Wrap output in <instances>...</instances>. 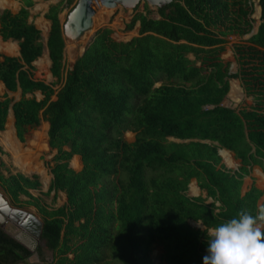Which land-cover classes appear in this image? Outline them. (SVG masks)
I'll return each instance as SVG.
<instances>
[{
    "label": "trees",
    "instance_id": "obj_1",
    "mask_svg": "<svg viewBox=\"0 0 264 264\" xmlns=\"http://www.w3.org/2000/svg\"><path fill=\"white\" fill-rule=\"evenodd\" d=\"M17 1L15 13L0 10V39L18 47V57L0 55V82L8 92L20 90L17 101L0 100V132L9 106L20 142L40 118L48 124L47 146L56 154L47 193L63 192L66 201L48 212L28 193L39 188L34 176L0 173V188L15 204L26 197L24 204L41 215V240L52 253L47 264H152L153 244L165 264H202L207 228L243 210L257 212L260 192L251 188L240 197L239 188L247 167L264 172V0H256L255 34L232 48L234 74L220 55L226 37L250 32V0H171L156 9L158 20L144 7L146 15L135 14L125 26L137 22V37L115 42L108 28L98 29L67 70L58 15L76 0H58L43 15L56 90L32 78L40 32L28 21L33 0ZM236 78L253 97L251 107L221 106ZM159 81L167 83L154 87ZM124 132L135 133L132 143L123 141ZM217 149L225 150L219 153L226 165L234 166L226 151L239 161L237 172L223 167ZM73 156L78 172L68 168ZM190 179L219 203L217 212L186 195ZM201 220L202 230L188 223ZM29 256L0 230V264H24Z\"/></svg>",
    "mask_w": 264,
    "mask_h": 264
},
{
    "label": "rangeland",
    "instance_id": "obj_2",
    "mask_svg": "<svg viewBox=\"0 0 264 264\" xmlns=\"http://www.w3.org/2000/svg\"><path fill=\"white\" fill-rule=\"evenodd\" d=\"M57 1L58 0H49V1L43 2L41 0H33L34 5L30 9L29 20L32 21L33 25L39 30L40 42H41L42 46L44 44V40L46 37L45 34H46V30L48 28L47 24H49L47 21H44L42 19L43 18L42 16L45 13L47 7L51 4L56 3ZM250 3L252 4V11L249 15V19L252 22L250 32L248 34L242 36V37H237V36L226 37L224 49L220 55L221 60L228 64V72L230 74H234L238 68L237 64L233 60V58H234V54L232 51L233 46H236V45L239 46V45L245 44L246 40L249 38L248 37L249 34L251 32H254V30L257 29V27L259 25V18H258V14H257L258 13L257 1L256 0H250ZM144 7L148 11L147 15L143 11ZM18 8H19V3L17 0H0V10L5 9V10H9L11 13H14L18 10ZM107 12H109V11H107ZM68 13H69V11L67 9H63L62 12L58 15L59 22L61 24V28L66 21V17H67ZM137 13H140L142 15H146L148 18H157L158 17V15L156 14V9L154 7L148 6L144 0H139L137 2V4L132 9H123L121 7V5L117 4L116 7L114 8L113 13L111 15H109V14L107 15L108 18L106 17V19H108V20L105 19V21L103 23L97 25L98 27L97 26L93 27V29L90 31V34L88 35L89 39H87L85 43H83V42L76 43L77 45L75 48V52H74V54L70 60H69V46H68V48H66V51H63L62 64H63L64 70H67L71 67L72 63L75 61L76 58H78L80 56L83 48L86 46L87 42L93 37V34L98 29L108 28L111 31L110 39L112 41H115V42H127L130 39L137 37V31H138V23L137 22L134 24V26L131 30L125 29V26L127 24H129L131 18ZM3 43L4 44H0V52H11L13 49V45L11 43H8V41L7 42L5 41ZM64 43H66L65 40H64ZM12 54H14V52ZM188 56L190 58L192 57L190 55H188ZM42 61L43 60H39V61L35 62V63H37V67L40 70L37 71L36 68L33 67L34 68V73H32L33 79L36 81H42L46 85H52L53 90H56L58 88V84L55 82V79L51 77V75L48 71L49 65L45 64L43 67ZM35 66H36V64H35ZM228 82H229V84H228L229 89H228L226 97L223 98L224 99L223 104L225 103L226 106H229V107L235 108V109L251 107L253 105V100H252L253 97L245 94V92H244V90L240 84V80L238 78L229 79ZM162 83H167V82L159 81V82L155 83L154 87H157ZM234 83L236 84L237 89L239 91V95H240V98L238 99L237 102H235L233 99L229 98V95L231 94L230 88H231L232 84H234ZM4 95L5 94L2 95V93L0 92V98ZM16 96L17 95H15V94L9 95V97L11 99H16ZM33 96L36 97L37 100L40 99L38 92H35L33 94ZM38 136L43 141L44 135L41 133L34 135V139L39 140ZM134 136H135L134 133H131V134L126 133L124 136H122V139L124 142L131 143L134 141ZM0 137H1V135H0ZM168 141L173 142L172 139H168V140L166 139V142H168ZM42 147L45 148V145H42ZM4 149L6 150L5 147H4ZM10 156H11V154H10ZM50 157H51V153L49 151L48 152L46 151L44 153H41L39 158L44 159L43 161H45V162H49ZM73 160H76L78 162V160L76 158H73L72 161ZM31 161H32V163H34L33 160H31ZM72 161H71V165H72ZM0 162L9 168V171L11 173L19 172L16 168L13 167L9 156L7 155V153L4 150L2 151L1 146H0ZM35 165H37V164H35ZM229 167H233V166H229ZM38 168L40 169V167H38ZM2 172L5 174V172L3 170H2ZM146 175H150V174L148 172H146ZM33 176H36L38 178V181L40 182V187L38 188L37 191H31L30 193L34 197L40 198L42 204L43 205L45 204L49 209L59 207L61 205V203L63 202L60 198V194L58 195L59 197H57V199H55V201L51 200V195L50 196H41L40 195V194L45 193L46 183H47L46 178L47 177H45V176L43 177L41 175H39V176H41V177H39L38 174L33 175ZM1 194L2 193L0 191V196H1L0 202H2V203L6 202L10 208L20 210L21 212L29 213L31 215H35V216H37L35 218L38 220V222H41L39 220L40 217L36 214V212H35V210H33V208L27 209L26 207H23L22 204L14 205V203L9 198H7ZM18 207H20V208H18ZM24 208L27 210H25ZM29 211L33 212V214L30 213ZM1 222L2 221H0V223ZM4 227H5V230L7 232L6 235H13L12 237H14L16 239L21 238V236L19 237V235L16 233L18 231L17 227L15 228V227L11 226L9 223H8V225H4ZM25 237L27 240L32 241L31 238H28L27 236H25ZM151 258L152 259L154 258L153 254L151 255ZM50 260H51L50 251H48L45 248L43 241L39 240L36 244V250L34 252H32V255L24 262V264H47L50 262ZM152 262H153V264H158V262H155V259ZM160 264H162V263L160 262Z\"/></svg>",
    "mask_w": 264,
    "mask_h": 264
},
{
    "label": "crops",
    "instance_id": "obj_3",
    "mask_svg": "<svg viewBox=\"0 0 264 264\" xmlns=\"http://www.w3.org/2000/svg\"><path fill=\"white\" fill-rule=\"evenodd\" d=\"M19 7H20V4H19ZM48 8V7H47ZM19 9V8H18ZM4 10V9H3ZM47 10V9H46ZM46 12V11H45ZM15 13V12H14ZM45 14V13H44ZM43 14V15H44ZM29 16H30V9H29ZM43 17V16H42ZM44 21H46L44 18H42ZM41 19V20H42ZM59 20V18H58ZM28 21L29 18H28ZM32 22V21H31ZM48 22V21H47ZM49 23V22H48ZM48 25V28L46 30V34H45V40H44V44L41 48V54L39 56V58L37 60L34 61V63H32L31 65L33 67L36 68V70H40L38 67H37V61L39 60H43L42 64H43V67L45 64L49 65L50 66V62H49V59H48V53H47V49H46V39H47V34H48V31H49V24ZM35 27V26H34ZM36 28V27H35ZM37 29V28H36ZM38 30V29H37ZM39 31V30H38ZM7 42V41H6ZM8 43H11L13 45V49L11 52H9L8 54L6 53H3V52H0V55L1 56H8V57H18V47H17V43L14 42V41H10L8 40ZM41 43V42H40ZM0 44H4L3 41H1L0 39ZM14 52V54H12ZM191 56V55H190ZM187 58L189 60H192L193 57H189L187 55ZM234 60V58H233ZM235 62V61H234ZM36 64V66H35ZM42 70V69H41ZM48 71H49V67H48ZM34 73V68H33V72ZM32 78H33V75H32ZM36 81V80H35ZM44 83V82H43ZM45 84V83H44ZM229 84V82H228ZM229 86V85H228ZM231 94L229 95V98L233 99L235 102L238 101V99L240 98V95H239V91L237 89V86L236 84H232L231 88ZM0 92L3 94H5L4 96H6L7 98H10L9 95H12V94H15L16 93H11V92H7L3 86V84L0 82ZM227 95V94H226ZM226 95L224 97H226ZM28 96V97H27ZM40 96V99L42 98L41 95L39 94ZM3 97V96H2ZM2 97L0 98V100L2 99ZM18 97V98H17ZM26 98H29L31 97L30 95H26L25 96ZM36 98V97H35ZM11 99V98H10ZM19 99V96H16V99H12V103L15 102V100L17 101ZM38 99V100H40ZM37 100V99H36ZM224 100V99H223ZM223 100L221 102V106L224 107V108H229V109H235V108H231L229 106H226L225 103L223 104ZM11 103V104H12ZM10 104V105H11ZM237 110V109H235ZM13 123H14V120H13V115H12V112H11V109H10V106L8 108V111H7V115H6V118H5V124H4V128L3 130L0 132V146L2 147V151L4 150L7 155L9 156L10 160H11V163L13 165L14 168H16L19 172H14V173H11L9 171V168L6 167L3 163H1L3 165V168L0 169V173L3 175V176H7V173L10 174V175H15V174H20L26 178H29L31 179L33 177V175H36L38 174L41 175V176H45L47 177L46 180H47V183H46V189H45V193L43 194H40L41 196H50L51 195V200L52 201H55V199H57V197H59L58 195L60 194V198L61 200L63 201L61 203V206H63L65 204V201H66V198H65V194L63 192H60V191H57V192H54V191H51V192H48V188H49V185H50V181L52 179V176L50 174V171H49V167L52 166V158L53 156L56 154V151L55 150H50L47 146V129H48V124L42 120L41 118L39 119V122H38V125L31 129V128H28L26 133L23 135V140L20 142L17 138H16V135H15V129H14V126H13ZM7 129V130H6ZM6 130V131H5ZM4 134H8L10 136V141L8 142V145L11 146L12 150L16 151V153L18 154V162H16L12 156V154L9 152V151H6L4 149V147L6 148V142L4 139H3V135ZM38 133H41L44 135V139L42 141V139L38 136V139H34V135L38 134ZM131 134V132H124L122 136H124L125 134ZM135 135V133H134ZM135 138V136H134ZM41 139V140H40ZM168 139H171V138H168ZM167 139V140H168ZM172 141L174 143H181L182 141H178V140H175V139H172ZM169 142V141H168ZM4 143V144H3ZM127 143V142H125ZM132 143V142H131ZM202 143H207L209 144V142L207 141H204ZM6 144V145H5ZM15 144V145H14ZM130 144V143H128ZM214 145H216L215 143H213ZM42 145H45V148L42 147ZM4 146V147H3ZM42 147V148H41ZM20 148V150H19ZM63 150H66L65 148ZM225 151L223 149H217V151ZM50 152L51 153V157L49 158V162H45L43 161L44 159H40V154L41 153H44V152ZM11 156H10V154ZM227 153H229L230 157H231V160L233 161L234 163V166L233 167H229L228 165H226L224 163V161H222L220 155H218V157L220 158V163L223 165V167L226 169V170H229L230 172H237V170L240 168V163L238 160L234 159L233 158V155L226 151ZM34 153V154H33ZM12 157V158H11ZM73 158H76L78 160L77 162V166L73 167L71 165V161ZM34 161V163H32V161ZM14 162L16 163V166L14 164ZM40 162V163H39ZM37 164V165H35ZM38 167H40V170ZM22 169L24 171H27L29 170L30 172L27 174V173H23L21 172L19 169ZM35 168V169H34ZM68 168H70L71 170H73L74 172H78L80 171L81 169V163H80V160H79V157L77 156H73L69 162H68ZM34 169V171H33ZM2 170L5 172V174L2 172ZM36 171L40 172L41 173H37ZM246 173L241 177V185H240V188H239V195L240 197H243L251 188H254L256 190H258L260 192V196L259 198L257 199L256 201V208L258 209L259 206L261 205H264V172L263 170L258 167V166H255V165H251L250 167H247L246 169ZM21 172V173H20ZM28 175V176H26ZM39 176V177H41ZM36 177V176H34ZM37 181H38V178L36 177ZM39 183V187H40V182L38 181ZM45 184V183H44ZM193 186V187H191ZM38 190V189H37ZM37 190H28V193L30 194L31 197H33L34 199H38L39 203L45 207V209L49 212V211H52V210H55L59 207H56V208H53V209H49L45 204L43 205L40 198H37V197H34L30 192L31 191H37ZM0 191H1V195L9 198L8 196L5 195V193L1 190L0 188ZM42 192V191H41ZM186 195L190 198H196V197H199L203 200V203L204 204H213L214 208H217L215 209V212L218 211V208L220 207L219 203L218 202H214L211 198L207 197L206 196V192L205 191H202L198 188V185H197V181L195 179H190V181L188 182V185H187V191H186ZM28 199L24 196H19L18 197V203H14V205H18V204H22L23 207H26L27 209L28 208H33V210H35L36 214L40 217V223L42 224V217L41 215L38 213V211L32 207V206H28V205H25L24 203L27 202ZM20 208V207H18ZM25 209V208H24ZM25 209V210H27ZM17 210V209H16ZM20 211V210H18ZM30 212V211H29ZM25 213V212H24ZM33 214V212H30ZM29 214V213H27ZM30 216H32L35 220H37L35 217V215H31L29 214ZM5 220L4 219H0V221H2L1 223H3V221ZM24 219H21L20 221H18L21 225L22 224H26V223H23ZM38 221V220H37ZM190 226H192L193 228H196V229H204L202 228V226H198L197 222H191L189 221L188 222ZM199 223V222H198ZM8 225V224H7ZM13 236V235H11ZM20 237V236H19ZM19 241L22 243L21 245L22 246H25L24 248H29L31 249V246H30V241L29 240H26L25 238L21 237V238H18ZM44 243V242H43ZM152 250H151V253H150V259H151V262L154 261L155 259V262H158V264H160V262L162 264H165L164 261L161 259V256L163 254V251H162V248L161 246H159L158 244H153L152 246ZM49 251V250H48ZM51 253V252H50ZM153 254V259L151 258V255ZM51 258H52V253H51ZM153 264V262H152ZM203 264V262H202Z\"/></svg>",
    "mask_w": 264,
    "mask_h": 264
},
{
    "label": "clouds",
    "instance_id": "obj_4",
    "mask_svg": "<svg viewBox=\"0 0 264 264\" xmlns=\"http://www.w3.org/2000/svg\"><path fill=\"white\" fill-rule=\"evenodd\" d=\"M198 226L204 228L201 220ZM203 264H264V205L207 228Z\"/></svg>",
    "mask_w": 264,
    "mask_h": 264
},
{
    "label": "water",
    "instance_id": "obj_5",
    "mask_svg": "<svg viewBox=\"0 0 264 264\" xmlns=\"http://www.w3.org/2000/svg\"><path fill=\"white\" fill-rule=\"evenodd\" d=\"M138 1L139 0H76L73 8L67 14L66 21L61 28L62 29V40H63L62 60H63V51H66V44L69 46V60L72 58L75 52L77 41L80 40L82 35L85 33V31H87L90 28V17L95 13V11L100 6L108 8L109 9L108 14L111 15L114 11L113 6H115L116 4L121 5L123 9H132L137 4ZM144 1L148 6L154 7L155 9L160 8L164 5H167L171 2V0H144ZM257 11H258L257 14L259 18L260 16L259 7ZM150 19L158 20V17L150 18ZM255 32H256V29L254 30V32H251L248 37H251L253 34H255ZM92 38L87 42L86 46L90 43ZM64 40L66 43H64ZM86 46L83 48L81 54L84 52ZM15 93L17 96L20 97V90L18 88L16 89ZM220 151L221 150L217 151L218 155ZM3 204H4L3 205L4 208H6L8 211V213L6 214L5 212L2 211V208L0 209V216L5 218V220L3 221V225H7L8 222L10 221L15 222V218L17 221L24 219L23 223H27L26 221L28 220L29 222H33V224L36 227L35 236L37 238L40 237L41 235V223L40 222L35 220L32 216H30L27 213H24V212L8 207L5 202H3ZM11 214L13 215V218H10ZM16 223L18 227L21 226L19 222H16ZM3 225H0V230L2 232L5 231ZM7 236L11 238L12 240L16 241L14 237H12L11 235H7Z\"/></svg>",
    "mask_w": 264,
    "mask_h": 264
},
{
    "label": "bare ground",
    "instance_id": "obj_6",
    "mask_svg": "<svg viewBox=\"0 0 264 264\" xmlns=\"http://www.w3.org/2000/svg\"><path fill=\"white\" fill-rule=\"evenodd\" d=\"M117 5V4H116ZM116 5L115 6H113L114 8L116 7ZM107 11H109V9L108 8H105V7H103V6H100L96 11H95V13L90 17V28L87 30V31H85V33L82 35V37H81V39L80 40H78L77 41V43H79V42H83V43H85L86 42V40L87 39H89L88 37V35L90 34V31L93 29V27H95V26H97V25H99V24H101V23H103L104 21H105V19H106V17H107V15H108V13L109 12H107ZM108 18V17H107ZM106 20H108V19H106ZM98 27V26H97ZM77 45V44H76ZM66 48H68V45H66ZM3 135V134H2ZM3 139L5 140V141H7L6 142V150L7 151H9L11 154H12V156H13V158H14V160L16 161V162H18V154L16 153V151H14V150H12V148H11V146L10 145H8V142L10 141V136L6 133V134H4L3 135ZM4 144V143H3ZM15 145V144H14ZM19 150H20V148H19ZM34 154V153H33ZM219 155H220V153H219ZM221 157V156H220ZM222 159V158H221ZM222 161H223V159H222ZM14 164H15V166H16V163L14 162ZM17 167V166H16ZM19 169V168H18ZM35 169V168H34ZM34 169H33V171H34ZM21 172H23V173H29L30 171L29 170H27V171H24V170H22V169H19ZM37 173H41V171L40 172H38V171H36ZM26 176H28V175H26ZM193 187V186H192ZM1 205H4L3 203L1 204ZM2 211L3 212H5L6 214L8 213V211H7V209L6 208H4V207H2ZM8 215H10V214H8ZM10 218H11V216H10ZM0 219H4L3 217H1L0 216Z\"/></svg>",
    "mask_w": 264,
    "mask_h": 264
},
{
    "label": "flooded vegetation",
    "instance_id": "obj_7",
    "mask_svg": "<svg viewBox=\"0 0 264 264\" xmlns=\"http://www.w3.org/2000/svg\"><path fill=\"white\" fill-rule=\"evenodd\" d=\"M1 197V196H0ZM6 203V202H5ZM2 204V202H0V209L2 208V207H4L3 205H1ZM7 204V203H6ZM8 206V205H7ZM9 207V206H8ZM11 218H13V215L11 214ZM16 222H18L17 220H16V218H15V222H8L11 226H13V227H17V234L19 235V236H21V237H23V238H25L26 239V237L25 236H27L28 238H31L32 239V241H30L31 243H30V246H31V249H27V248H25V249H27L29 252H30V256L32 255V252H34L35 250H36V244H37V242L39 241V240H41V235H40V237H36L35 236V230H36V227H35V225L33 224V222H29L28 220L26 221L27 223L26 224H23V226L21 225L20 227H18L17 226V223ZM0 225H3V223H0ZM19 225V224H18ZM4 226V225H3ZM4 229H5V227H4ZM5 234H7V232H6V230L5 231H3ZM11 239V238H10ZM16 241L15 242H17L18 244H22L18 239H16V238H14ZM27 240V239H26ZM22 246V245H21ZM26 246V245H25ZM25 246H23V247H25ZM29 256V257H30Z\"/></svg>",
    "mask_w": 264,
    "mask_h": 264
}]
</instances>
